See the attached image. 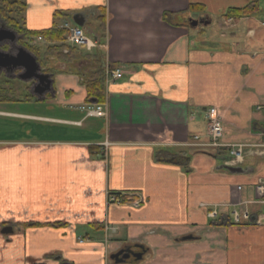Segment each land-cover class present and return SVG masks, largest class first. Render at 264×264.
<instances>
[{
	"label": "crops",
	"instance_id": "obj_1",
	"mask_svg": "<svg viewBox=\"0 0 264 264\" xmlns=\"http://www.w3.org/2000/svg\"><path fill=\"white\" fill-rule=\"evenodd\" d=\"M253 2L256 11L223 17ZM194 3L203 12L188 8ZM198 18L207 24L192 26ZM22 19L29 30L81 21L98 44L80 47L71 61L47 55L48 90L21 81L22 101L42 105L46 115H0L9 124L38 122L29 134L40 122L95 121L72 139L0 141V264H264V220H231L233 211L264 216L254 202L262 151H246L241 171L230 172L217 150L198 145L208 140L210 107L223 143L260 140L264 0H26ZM105 67L122 71L105 84L106 115L56 117L55 105L76 111L90 101L83 83ZM114 193L141 202H114ZM124 247L141 257L109 258Z\"/></svg>",
	"mask_w": 264,
	"mask_h": 264
},
{
	"label": "trees",
	"instance_id": "obj_2",
	"mask_svg": "<svg viewBox=\"0 0 264 264\" xmlns=\"http://www.w3.org/2000/svg\"><path fill=\"white\" fill-rule=\"evenodd\" d=\"M25 8L26 0H0V25L3 24L18 35L17 43L35 55L42 68L44 67L43 62L46 61V56L51 53H55L58 59L71 61L80 49L65 42L66 30L58 27L56 24L40 30L27 29L22 19ZM188 8L198 13L203 12V5L199 3L190 4ZM256 10L257 3L253 2L241 8H228L223 17L237 19ZM168 16L169 14L167 13L162 14L164 20L168 19ZM101 18H99L100 26L104 29V21ZM2 48L7 49V46L3 45ZM52 70V68L43 69L44 72ZM0 78H2V83L0 82V101L12 102L28 99L27 96L20 98L21 100L12 98L11 95L8 96V92L12 94L15 90L8 88L7 85H13L14 82L22 83L17 78H6L2 73L0 74ZM83 85L86 90V101L95 100L98 103H102L105 100V68H96L93 72L89 73ZM163 155V157H166V154ZM170 160L172 159L170 158ZM134 199V196L123 195L120 196L119 200L122 203H128ZM31 226L38 225L33 224Z\"/></svg>",
	"mask_w": 264,
	"mask_h": 264
},
{
	"label": "built area",
	"instance_id": "obj_3",
	"mask_svg": "<svg viewBox=\"0 0 264 264\" xmlns=\"http://www.w3.org/2000/svg\"><path fill=\"white\" fill-rule=\"evenodd\" d=\"M67 29L66 39L68 42L84 46L86 49H91L95 47L96 40L89 37L85 34L82 28L78 26H70L67 23L63 25ZM121 77V70L119 68H115L108 71L106 73L107 80L109 79H118ZM264 106V105H263ZM261 105L257 106L260 108ZM78 109L82 111L85 117H104L106 115V107L104 104H94V103H86L78 106ZM207 125H208V140L207 142L198 143L199 147H210V148H220L224 147V163L228 165H237L240 163L246 151L252 150V152L257 151L258 149L262 151L264 155V129L260 132V140L252 143H222L221 137L223 134L222 123L220 117L215 108L210 107L207 109L206 113ZM194 139H198V136H194ZM104 146L107 145L106 142L103 143ZM258 152V151H257ZM255 193L256 197L254 202L258 205H264V178L260 177L255 185ZM140 200H135L132 204L137 206ZM210 215H214L215 212L212 211L209 213ZM240 218L243 221L250 222L254 225H259L263 222L264 216L261 213L255 214V216H251L250 213L246 210H242L241 213L233 211L232 213V221L239 222Z\"/></svg>",
	"mask_w": 264,
	"mask_h": 264
},
{
	"label": "rangeland",
	"instance_id": "obj_4",
	"mask_svg": "<svg viewBox=\"0 0 264 264\" xmlns=\"http://www.w3.org/2000/svg\"><path fill=\"white\" fill-rule=\"evenodd\" d=\"M1 26H4V25L1 24ZM11 52H15L14 47L11 49ZM1 73L4 74L3 72L0 71V74ZM13 74H14V72L13 73L8 72V73L4 74V76L6 78H11L10 76ZM1 76H3V75H1ZM2 78H0V82L2 81ZM22 85L23 84L19 83V82H14L13 85L12 84L7 85L8 88L15 90L14 93H12V94L8 92L7 93L8 96L11 95L12 98H16V99L23 98L24 95H26V91L21 89L23 87ZM0 109L23 112V113H33V114H42V115L47 114L46 112L44 113L42 105H40V104H32L31 105L27 101L26 102H23V101H12V102L11 101H0ZM55 110L57 111V113H59L56 116L59 118H67L68 119L69 117H73L74 113H77L75 115H77L78 117L81 116L79 113L80 111L78 109H76V111H77L76 112V111H74V109H66L63 106L55 105L54 106V112H55ZM74 118H75V116H74ZM86 119L87 120H85L84 123L85 124L87 123L88 125L95 121L93 118H86ZM8 121H10V118L6 119V117L0 115V141L18 140V139L27 138V137L33 138L35 134L42 136V137H47V138L49 137L51 139H64V138L65 139H72V138L77 137L82 132V130L84 131V129H85V124L82 127H76L73 125L63 124V123L52 124V123L40 122L39 123L40 126L38 127V129L34 128V132L29 134V133H27V131L30 128L29 127L30 123L32 122L34 124V123H38V122H34V120H29V119L28 120L20 119V120H12L13 123L9 124ZM215 150H217L216 152H217L219 157L222 156V154H224V149H215ZM121 194L122 193L112 194V195H110V199L114 202H118L117 199H120ZM125 196H134L135 199H137V197H138L135 194H129V195H125ZM114 199H116V200H114ZM119 203H122V202H119Z\"/></svg>",
	"mask_w": 264,
	"mask_h": 264
},
{
	"label": "water",
	"instance_id": "obj_5",
	"mask_svg": "<svg viewBox=\"0 0 264 264\" xmlns=\"http://www.w3.org/2000/svg\"><path fill=\"white\" fill-rule=\"evenodd\" d=\"M74 19L77 20L74 16ZM79 25H82L81 21H78ZM207 24L203 18H198L191 20V25L195 26L197 24ZM17 34L6 26L0 25V45L3 43H13L16 44ZM15 52L9 50H2L0 48V71H11L18 69L19 73L16 75L18 79L22 81L32 80L34 90L41 92L48 90L51 87L50 74L41 71V67L36 57L29 52L25 47L21 45H15ZM230 172H240L241 168L239 166H226L221 165ZM7 230V229H6ZM136 258L141 257V252L134 253L130 247H124L118 251L112 253L109 258L115 263L122 262L129 256Z\"/></svg>",
	"mask_w": 264,
	"mask_h": 264
},
{
	"label": "flooded vegetation",
	"instance_id": "obj_6",
	"mask_svg": "<svg viewBox=\"0 0 264 264\" xmlns=\"http://www.w3.org/2000/svg\"><path fill=\"white\" fill-rule=\"evenodd\" d=\"M16 43H17V41H16ZM3 45H6V44H3ZM7 47H8V49L10 48V49H12L13 47H15V44H13V43H7V45H6ZM4 73V72H3ZM8 73V72H7ZM10 73V72H9ZM16 73H18V71L17 70H15L14 71V74H16ZM13 74V75H14ZM31 83V82H30ZM131 256V255H130Z\"/></svg>",
	"mask_w": 264,
	"mask_h": 264
}]
</instances>
